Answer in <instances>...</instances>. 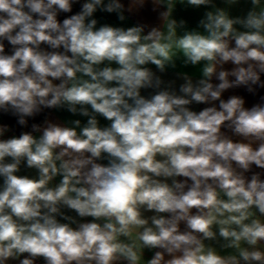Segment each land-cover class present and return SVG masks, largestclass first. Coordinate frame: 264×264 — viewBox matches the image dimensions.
Here are the masks:
<instances>
[{
  "label": "clouds",
  "instance_id": "9594fccd",
  "mask_svg": "<svg viewBox=\"0 0 264 264\" xmlns=\"http://www.w3.org/2000/svg\"><path fill=\"white\" fill-rule=\"evenodd\" d=\"M262 76L264 0H0V111L87 117L0 138V264H264Z\"/></svg>",
  "mask_w": 264,
  "mask_h": 264
},
{
  "label": "crops",
  "instance_id": "0c3cea01",
  "mask_svg": "<svg viewBox=\"0 0 264 264\" xmlns=\"http://www.w3.org/2000/svg\"><path fill=\"white\" fill-rule=\"evenodd\" d=\"M123 2L127 5L128 0H123ZM241 7H244V5L242 4ZM204 11L203 8H201L199 11H193L191 9L185 10L182 6L178 5L177 6V11L175 13V16L177 19L179 18H185L189 21V25L194 27L196 24V21L200 18V16L202 15V12ZM239 9L234 10V14L238 13ZM98 18H102L100 20L101 23H110L113 26H132L134 24L137 23H149V24H156L158 23V21L156 20V14L153 13L151 11V4L149 3L145 9H143L139 14H135V15H131L125 22H123V24H121L120 21H118L117 17L115 14H106V13H100L97 12L95 14ZM115 66V65H113ZM149 67L153 68V70L155 71V66L153 65H149ZM226 67L230 68L231 65H226ZM178 72H188L189 74H193L194 77H199L200 73H199V67H187L184 68L180 65V62L177 61V68L175 70L173 69H169L167 71V74L163 76V79L165 81H171V80H175L176 81V87L178 90V86L180 83H182L181 80H178L176 78V74ZM262 79H264V76H262ZM214 83H218V81H213ZM142 94H147L145 92H143L142 90ZM241 95L243 97H245L246 99V106L250 107L252 104L260 102V96H264V89H259L257 92V95L253 96L250 95L249 93H247L245 91V89L243 88H239V89H234V90H229L227 92H225L223 94V98L227 99L230 95ZM218 104V102H217ZM210 105H204V104H200V105H192L191 107L193 108V110L199 111L204 107H207ZM98 120L100 121V125L101 126H106L109 122L106 121L104 118L102 117H97ZM46 119L54 122V123H58L61 125H66V126H71L70 121L79 119L82 122V125L84 123H86L87 121V117H83L80 115H73L70 112H68L65 109H53L51 111V113L46 117ZM44 122V121H43ZM43 124V123H42ZM0 125H8L7 122L4 120V118L0 115ZM9 126V125H8ZM10 131H8L4 137H0L3 139L6 138H10L12 136H18L9 126ZM34 135H40L39 133H34ZM235 139V138H234ZM103 163H106V161H103ZM253 169L255 171H261L259 169H255V166H253ZM18 175H29V176H36V171L34 169H27L26 167H24L22 165L21 167V171L18 173ZM178 179H183V178H178ZM60 180V177H57L54 181L53 184L58 183ZM0 183H2V179H0ZM65 211H67L65 209ZM68 214L75 216L74 212H69ZM147 215H151V213H148ZM87 219H91V218H87ZM184 225L181 224V229L183 230ZM152 255L151 252H145V259L150 258Z\"/></svg>",
  "mask_w": 264,
  "mask_h": 264
},
{
  "label": "trees",
  "instance_id": "16d2710c",
  "mask_svg": "<svg viewBox=\"0 0 264 264\" xmlns=\"http://www.w3.org/2000/svg\"><path fill=\"white\" fill-rule=\"evenodd\" d=\"M83 2V0H81ZM79 10V4L75 5L73 8V11ZM61 20L64 18L63 15L59 17ZM6 43V42H5ZM42 47H46L43 46ZM10 48V46H7L6 44V51ZM53 109H44L40 114L36 115L35 117H30L28 119V126L23 127L18 125L17 123V117L13 116L11 113H4L0 111V115L4 118V120L7 122V124L11 127V129L19 136L21 132H27L31 131V125L33 123L35 124H42L43 121L46 119V117L51 113Z\"/></svg>",
  "mask_w": 264,
  "mask_h": 264
},
{
  "label": "built area",
  "instance_id": "2783aa9c",
  "mask_svg": "<svg viewBox=\"0 0 264 264\" xmlns=\"http://www.w3.org/2000/svg\"><path fill=\"white\" fill-rule=\"evenodd\" d=\"M37 264H43V261L42 260L41 261H38Z\"/></svg>",
  "mask_w": 264,
  "mask_h": 264
}]
</instances>
